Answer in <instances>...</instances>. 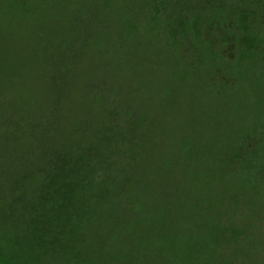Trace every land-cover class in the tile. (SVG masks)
Returning <instances> with one entry per match:
<instances>
[{
    "label": "rangeland",
    "instance_id": "obj_1",
    "mask_svg": "<svg viewBox=\"0 0 264 264\" xmlns=\"http://www.w3.org/2000/svg\"><path fill=\"white\" fill-rule=\"evenodd\" d=\"M7 1L0 0V112L7 115L6 128L0 132L17 125L27 129L28 123L50 112L53 97L63 95V91L65 101L63 97L60 100L64 101V110L54 119L56 126L82 123L85 118L77 114L90 119L95 127L99 121L93 119L99 108H84V89L97 83L111 85L122 95L125 92V102L135 98L134 112L149 118L148 127L136 132L138 168L132 177L136 186L133 198L148 213L126 212L117 218L107 216V208L100 206L92 215L77 218L68 213L61 220L51 215L52 206L40 207L33 212L41 217V226L52 222L59 229L56 239L44 230L41 241L47 240L52 247L40 248L34 243L35 235L25 227L23 205L11 200L12 195L28 193L32 188L9 187V179L21 173L10 167V161L18 156L0 143L3 252L21 264H73L76 248L69 246L72 242L67 235L76 227L77 241L82 245L79 256L88 264H264V218L255 211L262 205L246 199L228 202L226 197L213 195L214 190L208 193L204 182L212 180L213 175L191 169L178 148L182 139H220L226 145L235 139L247 116L256 112L258 117L264 116V77L246 71L235 80L233 91L227 90L222 96L208 92L201 73H189L180 66L186 60L181 54L185 49L172 55L162 45V32L153 35L147 31V19L137 0H26V15L12 11ZM70 26L84 28L86 34L71 40L80 63L67 71V76L59 63L57 46L59 40L68 38L66 30ZM132 28L137 30L136 35L127 38V30ZM228 56L232 58L231 53ZM9 67L17 71L12 80L15 90H7L2 81L10 73ZM7 103L14 107L12 114L6 109ZM18 106L26 107L25 112ZM249 118L253 120L254 115ZM39 132L35 126L28 130L34 139ZM43 133L49 136V132ZM171 160L179 163L173 170L166 165ZM212 195L214 198L209 199ZM129 199L132 201V197ZM115 207L131 211L125 203ZM226 219H235L234 226L247 235L239 243L237 233L218 235V243L213 245V236L202 230L203 225H225ZM11 237L15 243H6Z\"/></svg>",
    "mask_w": 264,
    "mask_h": 264
},
{
    "label": "trees",
    "instance_id": "obj_2",
    "mask_svg": "<svg viewBox=\"0 0 264 264\" xmlns=\"http://www.w3.org/2000/svg\"><path fill=\"white\" fill-rule=\"evenodd\" d=\"M137 1L140 2L139 7L147 19V31L153 35L162 32V45L169 48L172 55L185 49L181 54L186 55V60L180 66L185 67L189 73H201L202 82L208 92L222 96L227 90L233 91L235 80L246 71L259 78L264 77V0ZM7 6L21 14L29 13L26 0H8ZM136 31L134 28L128 29L126 37L135 36ZM66 33V39H71L67 42L66 39L59 40L57 49L61 56L59 63L67 75V71L70 73L80 63L76 46L71 44V40L79 38L80 35L85 36L86 30L70 26ZM144 33L147 32L140 34ZM229 53L232 58L228 56ZM9 69L10 73L2 81L7 90H15L12 80L17 77L13 75L17 71L10 67ZM178 70L177 68L173 73ZM84 92L86 95H83L82 102L87 103L84 108L92 105L93 109L99 108L93 119L99 121L95 127L89 123L90 119L76 113L77 117L85 118L83 121L89 124L82 121L68 127L56 126L54 119L62 116L64 110L66 92L63 91V95L53 97L54 106L50 112L29 121L27 129L17 125L4 133L0 132V143L7 145L8 151L18 156L12 159L14 162L10 161V167L21 171L9 179V187L32 188L28 193L18 192L12 195L11 200L15 204L23 205L21 212L27 220L25 227L30 234L35 235L37 242L34 243L40 248L45 249V245L52 247L49 246L50 243H46L47 240L41 241L44 230L54 239L57 236L56 230H59L51 225V221L48 226H43L46 229L41 226V217L38 218L33 212L40 207L45 209L46 206H52L49 209L51 215L61 220L68 213L76 214L77 218L92 215L96 207L100 206L107 208V216L117 218L125 216L126 212L128 215L148 213L133 198L136 186L132 177L138 168V157L135 154L137 147L134 144L136 132L138 128L148 127L149 118L138 113L137 117L134 112L135 98L125 102V92L122 95L120 91H114L111 85L101 86L96 83L85 88ZM62 97L64 101L60 100ZM18 107L25 112L26 107ZM6 109L11 114L14 112L10 103H7ZM256 114L251 113L254 115L253 120L249 118L251 115L247 116V122L235 132V139L231 143L223 145L220 139L211 138L199 141L182 139L178 148L185 163L192 166L191 169L195 167L199 173L213 175L214 184H211L213 179L207 178L203 181L206 186L204 190L208 193L214 190L213 195L222 196L224 199L226 197L228 202L245 199L247 202H256L262 207L254 210L257 216L263 215L264 218V116L262 114L258 117ZM6 118L7 115L2 110L0 129L6 128ZM33 122L40 131L38 139L32 138L30 132L28 133L34 127ZM44 131L49 132L48 137L43 135ZM166 165L173 170L179 163L171 160ZM213 195L208 196L209 199H213ZM130 197L132 201H129ZM122 203L131 211H121L115 207ZM158 214L162 216L161 212ZM226 220L225 225H214V222H211L212 225H203L205 227L202 230L207 229L205 233L213 236L210 239L213 245H217L218 235L230 236L237 233V243L246 237L244 229L239 230L234 226L235 219ZM69 230L72 232L67 235L72 242L69 246L76 248L77 255L73 264H88V260L80 259L79 256L82 245L77 241L78 229L74 227ZM6 243L13 244L15 240L11 237ZM0 263L21 264L15 261L13 255H6L1 248Z\"/></svg>",
    "mask_w": 264,
    "mask_h": 264
},
{
    "label": "flooded vegetation",
    "instance_id": "obj_3",
    "mask_svg": "<svg viewBox=\"0 0 264 264\" xmlns=\"http://www.w3.org/2000/svg\"><path fill=\"white\" fill-rule=\"evenodd\" d=\"M1 264V263H0Z\"/></svg>",
    "mask_w": 264,
    "mask_h": 264
}]
</instances>
